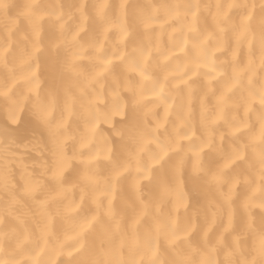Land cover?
Segmentation results:
<instances>
[{
    "label": "clouds",
    "instance_id": "9594fccd",
    "mask_svg": "<svg viewBox=\"0 0 264 264\" xmlns=\"http://www.w3.org/2000/svg\"><path fill=\"white\" fill-rule=\"evenodd\" d=\"M0 264H264V0H0Z\"/></svg>",
    "mask_w": 264,
    "mask_h": 264
}]
</instances>
